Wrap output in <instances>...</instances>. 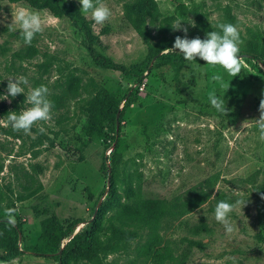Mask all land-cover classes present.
<instances>
[{"label": "rangeland", "instance_id": "rangeland-1", "mask_svg": "<svg viewBox=\"0 0 264 264\" xmlns=\"http://www.w3.org/2000/svg\"><path fill=\"white\" fill-rule=\"evenodd\" d=\"M129 1L134 0H103L112 15L99 25L80 11L79 0H62L61 5L68 11L74 2L101 42L96 48L130 69L145 59L148 43L125 14ZM155 1L158 12L147 16L144 24L152 46L183 38V31L171 27L177 21H183L189 39H204L218 30L215 25L232 23L242 44L251 37L250 30H258L264 43V0ZM21 7L40 12L44 20L43 31L31 45L12 24V14ZM84 41L66 15L57 17L24 0H0V95L6 94L7 79L24 76L29 81L24 94L9 97L11 102L0 100V214L15 210L23 221L26 243L36 241L40 221L47 216L56 217L64 227L81 221L73 234L91 218L95 200L108 188L102 161L110 152L108 139L103 141L97 128L103 116L87 104L95 92L93 79L118 98L133 89L132 102L120 118L116 198L128 202L137 193L164 197L180 210L164 217L158 229L160 253L168 250L171 255L155 259L142 254L146 229L130 228L137 236L120 248L88 260L72 258L66 264H264V198L259 194L264 141L255 122L264 99V63L239 56L241 71L235 77L206 62L184 61L176 74L167 63H158L144 72L138 85L118 69L96 65ZM190 63L200 67L193 70ZM71 75L81 79L77 90L66 82ZM214 75L222 80H213ZM40 85L49 89L51 119L34 124L28 135L14 131L6 124L7 114L29 107L25 96ZM213 92L224 98L226 115L211 106ZM60 95L62 102L55 101ZM220 200L245 202L242 210L238 206L230 214L236 229L232 234L214 219ZM114 203L101 214L100 235L111 234ZM68 240H62V246ZM2 255L0 249V264H57L27 250L12 258Z\"/></svg>", "mask_w": 264, "mask_h": 264}, {"label": "trees", "instance_id": "trees-1", "mask_svg": "<svg viewBox=\"0 0 264 264\" xmlns=\"http://www.w3.org/2000/svg\"><path fill=\"white\" fill-rule=\"evenodd\" d=\"M24 1L34 7L47 8L57 17L66 15L70 19L71 24L84 34L86 39L84 46L92 61L101 67L120 70L124 75L132 78L135 84H142L144 72L150 71L158 63H167L176 74L183 66V62L186 61L181 53H179V50H166L172 48L175 39L170 38L166 42L155 46L149 43L144 24L147 16H155L158 12L155 0H134L125 3V14L127 18L133 24L136 31L148 43L145 59L130 69L115 62L112 58L96 48V45H100L101 42L96 34H94L89 20L81 16L74 2L69 4L67 11L61 5L62 0ZM250 34L251 37L240 46L238 54L241 58L252 60L256 64L259 61L264 63V43L261 41L262 35L258 30H250ZM196 62L202 63L205 61L197 58ZM262 73L264 74V68ZM80 81L81 79L77 75H71L66 80L69 87L74 90H77ZM91 84L95 86V92L87 104L92 112L103 116L101 122L97 123V128L102 140L106 141L108 139L106 142H108V147L110 146V152L106 155L107 158L102 161L106 176L108 173L110 174L108 188L104 196L99 200L93 217L91 215L94 207L91 209V218L86 219L85 225L75 234H73V231L81 221H72L64 227L54 216L50 215L41 219L40 232L34 243L24 242L21 234L23 221L19 218L15 210L14 226L8 223V219L4 214H0V249L3 250L1 258H12L23 250H27L35 255L53 258L57 264H66L72 258L88 260L96 256L98 252L116 250L125 242L134 239L137 233L130 228L146 229V238L140 247L142 254L155 259H161L166 255H171L168 250L160 253V249L157 246L161 239L158 229L164 217L180 210L177 208L178 204L174 200H168L164 197H142L139 193L133 195L128 202L116 198L117 191L114 186V172L121 155L117 141L118 131L121 125L120 118L124 112V107L129 106L132 102L133 89L131 87L127 88L123 97L118 98L108 89L99 85L95 80L91 79ZM62 99V95L55 97V101L58 102H62ZM121 100H123L122 106H120ZM118 109V128L115 135L114 121ZM114 139L115 143L111 147ZM83 145H85V142ZM104 190L105 188L102 192ZM259 194L264 198V182L259 187ZM97 201L95 200V204ZM113 201H115L114 210L110 214L112 219L110 227L111 234L104 233V237L102 234H99L100 217L106 206ZM66 238H69V240L62 246V240Z\"/></svg>", "mask_w": 264, "mask_h": 264}, {"label": "clouds", "instance_id": "clouds-1", "mask_svg": "<svg viewBox=\"0 0 264 264\" xmlns=\"http://www.w3.org/2000/svg\"><path fill=\"white\" fill-rule=\"evenodd\" d=\"M81 12L90 14L91 19L95 24L105 23L112 15L111 9L103 2V0H79ZM12 24L19 26V35L26 45H31L32 40L38 33L43 31L44 20L40 12L21 7L12 14ZM183 21H177L171 25L174 30H181L185 33L184 37L176 36L172 48L166 49L167 51L179 50V53L186 61L194 62L197 58L206 62V65H219L229 75L235 77L241 71L240 45L242 40L236 25L232 23H219L215 25L218 30H212L206 33V38L201 39L195 37L189 39L187 37V28H182ZM11 24V25H12ZM195 27L194 23H190ZM10 25V26H11ZM193 70L200 67L199 64H189ZM215 81L222 80L220 75L212 77ZM6 94L0 95V100H9V97L15 98L18 94H24V86L29 84L26 77L20 76L16 78L7 79ZM49 89L40 85L30 89L25 96L26 102L29 107L22 108L19 112H9L7 114L6 124L14 131H22L24 134H31V129L34 124L39 122H46L51 119L52 102L48 99ZM210 104L218 112L226 115L227 108L224 98L217 97L215 93L209 96ZM9 102H11L9 100ZM260 117L255 120L259 139L264 141V99H261L259 105ZM3 120V119H0ZM39 131L43 134L46 130L41 127ZM245 205L242 200L229 202L227 200H220L217 202L214 209V219L223 225L227 234H232L236 229L230 219V214L236 210L238 206ZM5 216L8 223L15 225L14 209H6Z\"/></svg>", "mask_w": 264, "mask_h": 264}, {"label": "water", "instance_id": "water-1", "mask_svg": "<svg viewBox=\"0 0 264 264\" xmlns=\"http://www.w3.org/2000/svg\"><path fill=\"white\" fill-rule=\"evenodd\" d=\"M239 55V54H238ZM120 107V106H119ZM118 115H119V109L116 111V118H115V121H114V124H115V135H116V133H117V128H118ZM114 142H113V144H112V146L111 147H113V145H114V143H115V139L113 140ZM109 180H110V174L108 173V175H107V183H109ZM100 200V199H99ZM99 200L96 202V204H95V207H94V209H93V212H92V217H93V215H94V213H95V211H96V207H97V205H98V203H99Z\"/></svg>", "mask_w": 264, "mask_h": 264}]
</instances>
